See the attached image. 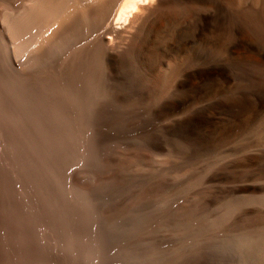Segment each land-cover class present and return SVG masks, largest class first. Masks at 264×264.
Returning <instances> with one entry per match:
<instances>
[{
    "label": "rangeland",
    "instance_id": "obj_1",
    "mask_svg": "<svg viewBox=\"0 0 264 264\" xmlns=\"http://www.w3.org/2000/svg\"><path fill=\"white\" fill-rule=\"evenodd\" d=\"M189 28L191 30L194 29V31L196 30L195 26H193L192 29L191 25H187L186 29L189 30ZM205 35L200 34V36L198 35L194 38L195 40L190 39L181 47L174 49V51L171 52V55L167 57L172 63L178 61V63H185L186 65L184 67H180L176 73L179 74L180 72H183V75L180 77L178 82L183 80L186 72H192L198 67L205 68L206 65L210 63L211 58L215 59L214 66H220L224 63V56H217L215 53L210 52L207 47V35ZM20 59L21 58H18L17 60L20 61ZM27 68L29 69L30 67L22 66V68H20L21 71L24 72L22 73L24 78L28 74L27 73L25 75V72L33 71V69L26 70ZM103 73V75L100 74V79L102 80L100 83L101 86H98V90L92 91L83 89L76 94L77 97L74 95L77 100L72 99L73 101L71 98H67V94L63 93L62 89L51 91L45 87H33L28 84L24 78L18 79V77H16V79L9 78V80L2 77L5 82L0 81V86H3L2 88L0 87V121L2 120L0 122V132H2L0 133V264L250 263L251 257L248 255H251V252L246 248L249 246L251 241L246 240L248 243L244 241L237 249L236 246L239 243H237L239 240L238 238L242 235L252 236L255 233L256 228L251 223V213L254 207L258 205L254 198L257 195L252 190L253 179L252 176H249L248 170L246 171V169H243L242 171H235L230 174V171L228 170L236 169L235 165L240 157L238 155L252 152L253 142L248 143L247 141L249 138L237 137V139L240 138V140L231 146H228L223 140L216 138V136L213 135L209 138L207 143L203 142V144L201 143L199 146L196 145L194 148L180 146V148L174 147V149L173 146L170 147L168 145V141H166L168 139V136H166L167 130L172 123L181 120L182 117L185 118L197 109L212 105L225 98V93L222 92L223 90L221 88L222 83L220 82L217 84V86H215L216 88L214 87V90L207 88L198 92L194 96L179 103V105L175 108L162 112L156 118L152 115L150 116V114H144L140 116L143 122H139L140 120H138L137 115L134 117L133 114H120L121 109L131 110L140 106L141 103L139 99L136 98L135 95H131L123 102L117 103L116 101H113V96L116 92L118 83L115 69H103ZM2 78L0 77V79ZM151 78L152 75L148 73L141 78V81H143L142 83H148ZM14 80L15 82H13ZM233 82H237V79H233ZM107 83L109 87L107 86ZM1 84L6 85L4 86ZM111 85L114 87V90H112L113 87ZM12 88L14 89V92ZM176 89V87H173L167 92V94L164 93V96L156 99L155 101L158 102L156 103L157 107L168 101L173 96ZM97 95H99V97ZM67 99L72 102H68ZM85 99L89 103L84 101ZM27 101L29 102V105ZM78 101H83V103H79ZM150 101H152V98L149 99V102ZM67 103L73 104L70 105ZM78 104L80 105L78 106ZM87 104H89V106ZM30 105L32 108L28 107ZM65 112L67 114H65ZM31 115L33 117H31ZM37 118L38 121L36 120ZM134 118L136 121V124L134 125L135 129H131L128 125ZM77 120L79 121V124L76 123ZM125 123H127V125ZM119 127L120 129H118ZM11 129H13V131ZM122 131L125 132V135ZM39 133H41V135ZM74 133H78L76 134L78 136ZM79 133L83 134L80 136ZM20 134H22V137L18 136ZM166 137L167 139L165 140L164 138ZM77 138L83 142L81 143ZM84 138L86 140H84ZM252 138H250V140ZM74 140L76 141L75 143ZM82 144L83 147L81 146ZM56 145L57 147H55ZM77 145H80V147ZM60 147L64 148L62 149ZM67 147L68 149H65ZM69 148L71 149L69 150ZM136 148H140V151H143L144 154H139L137 157H125L124 155H120L118 153L120 151L124 152L128 150L135 151ZM181 149L183 151H180ZM202 150L204 151L205 156L202 153ZM167 152H169V154L171 152L172 155L175 154L176 156L174 155L172 158V155L167 154ZM229 152L233 153L230 154ZM206 154L210 155L208 156ZM163 155H168L167 157L170 159L166 158V156L163 157ZM215 156L218 158H215ZM135 158L136 160H134ZM213 162H216V165H214ZM212 163L214 167L212 166ZM129 164L133 166H130ZM225 166H227L228 169ZM186 167L188 169H186ZM205 168L209 170L207 171ZM106 170H108V172ZM191 170L193 171L192 173ZM210 170L212 173H210ZM204 172L208 173L205 174ZM75 174L76 177L73 179L72 177L75 176ZM122 175L123 177L125 175V177L123 178ZM201 175L206 177H202ZM122 178L123 180L121 181ZM241 178L242 180H240ZM113 179L117 183L113 182ZM182 180L183 182H181ZM201 180H203V183ZM129 182L132 184L130 185ZM242 182H244V184ZM112 183L114 185H112ZM122 183H124V186L120 185ZM133 184L134 186H132ZM243 185H247V189L238 188ZM130 188L131 190H129ZM209 188L212 189L210 190ZM208 189L213 194H211ZM155 190L158 191L156 192ZM231 190H233V192ZM117 192L118 194L114 197ZM183 193H185L186 197ZM199 194H201V196H199ZM117 195H122L123 197ZM175 195H177L178 198L177 196L175 197ZM202 195H204V197H202ZM155 199L159 202H156ZM228 199L230 200L228 201ZM187 206L190 209H188ZM185 208L188 209V211ZM198 208L200 209L199 211ZM188 214H190V217ZM221 217H223V219ZM161 218L164 220H160ZM203 224H205V226ZM199 225L202 226L200 227ZM237 227L240 228L238 229ZM177 228L184 231H181L180 229L178 230ZM218 230L219 232H217ZM173 231L178 233L175 234ZM195 235L197 236L196 238ZM236 235L239 236L237 237ZM233 237L234 242L232 241ZM215 239L217 241H215ZM220 239H223L222 241L224 242ZM181 241H184L183 244H181ZM204 241L205 243H203ZM227 243H230V245ZM234 244H236V246ZM196 245L199 246L197 247ZM224 245H227V247H224ZM202 249L205 250L203 251ZM234 250L237 252H234ZM219 252L220 254H218ZM216 254H218V256ZM236 255H238L237 257L239 258H237ZM237 259L240 262H238Z\"/></svg>",
    "mask_w": 264,
    "mask_h": 264
},
{
    "label": "bare ground",
    "instance_id": "obj_2",
    "mask_svg": "<svg viewBox=\"0 0 264 264\" xmlns=\"http://www.w3.org/2000/svg\"><path fill=\"white\" fill-rule=\"evenodd\" d=\"M187 25H191L192 29H193V26H195L196 30L194 31V29L191 30L190 28H189V30H187L186 29ZM200 34L201 35L202 34L207 35V47H208V49L210 50L211 53H215V55H217V56H220V55L224 56V60H223L224 63L220 66H216V65L214 66V60L215 59L211 58L210 63H208L205 68L198 67V68H195V70H193L192 72H188V73L186 72L185 76L183 77V80L178 82L180 77L183 75V72H180L179 74H176V73L180 67H184L186 65H185V63H183V64L178 63V61L172 63L169 60V58H167V57L171 55V52L174 51V49L181 47L185 42L189 41L190 39H194L198 35L200 36ZM180 57H181V54H180ZM18 58H21L20 61L17 60ZM22 66L23 67H26V66L30 67L29 69L27 68L26 70L33 69L32 72H25V75L28 73L25 78L22 76V73H24V72H22L20 69V68H22ZM32 66H33V68H32ZM107 68H110V69L112 68V70L115 69L116 78L118 80L116 92L114 93V96H113V101L120 103V102H123L126 98H128V96L135 95L136 98H138L140 103H141L140 106H138L137 108L131 109V110L121 109L120 114L121 115L133 114L134 117L137 115L138 120H140L139 122H143L141 120L140 116H142L144 114H150V116L152 115L153 117L156 118L162 112H165L168 109L175 108L176 106L179 105V103H181V102L187 100L188 98L194 96L198 92H200L204 89H207V88L214 90V87L217 86V84H219L220 82L222 83V86H221V88L223 90L222 92L225 93V98H223V100H220V101H218L212 105L206 106L204 108L197 109V110L193 111L192 113L189 112L190 114L188 116H186L185 118L182 117L181 120H178V121L172 123L167 130L166 136H168V139H167V137L164 139L165 140L167 139L166 141H168V145L170 147L173 146V148L174 147L180 148V146H185L188 148L189 147L194 148L196 145L199 146V144H201V143L203 144V142L207 143L209 141V138H211V136H213V135L216 136V138H220L221 140H223L225 142V144H227L228 146L229 145L231 146L232 144L236 143L238 140H240V138H249V140L247 142L248 143L253 142L252 152L248 153V154L238 155L240 157L238 158V160L236 162V165H235L236 169L235 170H228V171H230L229 174L234 173L235 171H237V172L242 171L243 169L244 170L246 169V171L247 170L249 171V176H252V179H253L252 190L257 195L254 198H255V201L258 203V205H256L254 207V209L252 210V213H251V218H252L251 223L256 228L255 233L252 236H246V235L243 236L242 235L243 233H242L241 234L242 236L240 238H238L239 240L237 239L238 240L237 243L239 242L237 245L238 247L236 246L237 243L234 245L236 246V249H237L240 247V245L244 241L250 240L251 242H250L249 246L247 244L248 247L247 248L245 247V248L251 252V255H248L251 257V260H250V263L248 261H246V262H248L249 264H264V0H0V77L1 78L2 77H4L5 79H9V78L10 79H13V78L16 79V77H18V79L24 78V80L33 87H45L46 89L51 90V91L62 89L63 93L67 94V98H71V100L72 99L77 100V98H75V96L79 91H81L83 89H88V90H92V91L99 89L98 86L100 85L101 80H102V79H100V74L103 75L104 74L103 69H107ZM182 69H184V68H182ZM148 73L152 75L151 80L148 83H142L143 81H141V78ZM103 79H104V77H103ZM233 79H237V82H233ZM0 81H3V78L0 79ZM3 82H5V81H3ZM13 82H15V80ZM1 85H4V84H1ZM16 85H17V83H16ZM105 86H106V84H105ZM107 86H108V83H107ZM0 87L2 88L3 86H0ZM173 87L177 88L175 93L173 94V96L168 101H166L164 104L162 103L161 106L157 107L156 103H158V102L155 100L159 99V97L164 96L163 95L164 93L167 94V92ZM112 90H114V87ZM10 91H11V89H10ZM13 92H14V89H13ZM46 92H47V90H46ZM108 92H109V90H108ZM20 94H21V92H20ZM97 96L99 97V95H97ZM150 98H152V101L149 102ZM0 99H1V97H0ZM81 99H79V100H81ZM99 100H100V98H99ZM72 101L68 100V102H72ZM84 101H86V99ZM153 101H155V102H153ZM81 102L83 103V101H81ZM81 102H79V103H81ZM86 102H88V101H86ZM19 103H21V102H19ZM108 103H109V101H108ZM67 104H70V103H67ZM72 104L73 103H71L70 105H72ZM28 105H29V102H28ZM39 105H40V103H39ZM52 105H54V104H52ZM79 105L80 104H78V106ZM87 105L89 106V104H87ZM18 106H20V105H18ZM26 106H27V104H26ZM81 106H82V104H81ZM23 107H25V106H23ZM28 107H31V105ZM98 108H100V107H98ZM14 109H15V107H14ZM28 109H30V108H28ZM31 110H33V109H31ZM86 110H85V112H86ZM80 111H81V109H80ZM87 111H89V110H87ZM72 113H74V112H72ZM30 114H32V113H30ZM49 114H51V113H49ZM65 114H67V113L65 112ZM20 116H21V114H20ZM63 116H65V115H63ZM76 116H77V114H76ZM31 117H33V116L31 115ZM38 118L36 119L37 121H38ZM57 121H59V120H57ZM39 122H37V123H39ZM82 122H83V120H82ZM128 122H129V120H128ZM76 123L79 124V121L77 120ZM80 123H81V120H80ZM125 124L127 125V123H125ZM135 124H136V121L134 118L133 121L131 123H129L128 127L131 129L132 128L135 129V127H134ZM152 126H153V124H152ZM143 127H148V126H143ZM165 128H166V126H165ZM35 129H37V128H35ZM70 129H71V126H70ZM118 129H120V127ZM139 129H138V131H139ZM0 130H1V128H0ZM11 130L13 131V129H11ZM51 131H53V130H51ZM85 131H87V130H85ZM0 133H2V132H0ZM123 133L125 135V132H123ZM22 134H20L18 136L20 137ZM39 134L41 135V133H39ZM61 134H63V133H61ZM74 134L76 135L78 133H74ZM81 134H83V133H81ZM81 134H80V136H81ZM12 135H14V134H12ZM43 135H45V134H43ZM76 136H78V135H76ZM80 136H79V138H80ZM31 137H33V136H31ZM73 137H74V135H73ZM237 137H240V138L237 139ZM250 138H252V139L250 140ZM39 139H40V137H39ZM77 139H76V141H77ZM159 139H160V137H159ZM78 140H80V139H78ZM84 140H86V139L84 138ZM76 141L74 140V143ZM120 141H121V139H120ZM80 142H81V140H80ZM77 143H79V142H77ZM83 144L81 145L82 147H83ZM62 145H64V144H62ZM239 145H240V142H239ZM55 147H57V145ZM78 147H80V145ZM60 148H62V147H60ZM65 149H68V147ZM70 149L71 148H69V150ZM133 151L134 150L118 152V150H117V152L120 155H124L125 157H133V156L137 157L139 154L143 153V151H140V148L139 149L136 148V150H135L136 152L135 151L133 152ZM180 151H183V150L181 149ZM197 152H198V150H197ZM202 153L204 154L203 150H202ZM232 153H230V154H232ZM167 154H169V152H167ZM170 154H171V152H170ZM174 155H172V158ZM206 155H208V154H206ZM165 156L163 155V157H165ZM167 156H166V158H169ZM204 156H205V154H204ZM179 157H177V158H179ZM193 157H195V156H193ZM216 157L217 156H215V158ZM200 159H202V158H200ZM134 160H136V158ZM166 162H168V161H166ZM185 163H187V162H185ZM213 163H214V165H216V162H213ZM213 163H212V166H213ZM120 164H121V162H120ZM130 166H133V165H130ZM145 166H144V168H145ZM195 166H196V164H195ZM187 167H189V166H187ZM187 167H186V169H188ZM225 167H227V166H225ZM135 169H136V167H135ZM139 169H140V167H139ZM218 169H219V167H218ZM227 169H228V167H227ZM216 170H217V168H216ZM106 171L108 172V170H106ZM228 171H226V172H228ZM192 172L193 171L191 170V173ZM207 173H205V174H207ZM210 173H212V171ZM103 174H104V172H103ZM247 175H248V173H247ZM75 177H76V174L72 178L74 179ZM118 177H119V175H118ZM122 177H123V175H122ZM124 177H125V175H124ZM204 177H206V176H204ZM123 178L121 179V181L123 180ZM198 179H200V178H198ZM183 180H184V178H183ZM183 180L181 182H183ZM187 180H188V178H187ZM203 180H201L202 183H203ZM240 180H242V178ZM81 182H82V180H81ZM113 182H115L114 179H113ZM196 182H197V180H196ZM115 183H117V182H115ZM125 183H127V182H125ZM242 183L244 184V182H242ZM123 184L124 183H122L120 185L122 186ZM129 184L131 185L132 183L129 182ZM197 184H199V183H197ZM249 184H250V182H249ZM107 185H108V183H107ZM112 185H114V184L112 183ZM200 185H198V186H200ZM132 186H134V184ZM182 186H184V185H182ZM191 186H193V185H191ZM231 186H233V185H231ZM135 187H136V185H135ZM201 187H203V186H201ZM238 188L247 189V185H243V186L238 187ZM195 189H196V187H195ZM195 189L193 188L194 191H195ZM231 189H232V187H231ZM240 189H239V191H240ZM107 190H109V189H107ZM129 190H131V188ZM189 191H190V188H189ZM231 191L233 192V190H231ZM107 192H109V191H107ZM118 192L115 193L114 197L116 196V194H118ZM129 192H131V191H129ZM210 193H211V191H210ZM210 193H209V195H210ZM108 194H110V193H108ZM121 194H122V192H121ZM179 194H181V193H179ZM183 194L186 197L185 193H183ZM202 194H205V193H202ZM211 194H213V193H211ZM111 195H112V193H111ZM217 195H218V192H217ZM117 196H122V195H117ZM140 196H141V194H140ZM176 196L177 195H175V197ZM199 196H201V194H199ZM195 197H196V195H195ZM202 197H204V195H202ZM233 197H234V195H233ZM177 198H178V196H177ZM170 199H172V198H170ZM229 200L230 199H228V201ZM240 200H241V198H240ZM251 200H252V198H251ZM129 201H130V199H129ZM155 201H156V199H155ZM194 201H192V202H194ZM201 201H202V199H201ZM196 203H198V202H196ZM165 204H166V202H165ZM116 205H118V204H116ZM167 205L169 206L168 203H167ZM198 205H201V204H198ZM150 206H153V205H150ZM158 207H156V208H158ZM156 208H154V209H156ZM163 208H164V206H163ZM187 208L190 209L188 206H187ZM214 208H215V206H214ZM150 209H151V207H150ZM188 209H186V210L188 211ZM199 210L200 209L198 208V211ZM226 211H227V209H226ZM169 213H171V212H169ZM151 214H153V213H151ZM189 215L190 214H188V216ZM226 215H227V213H226ZM189 217H187V218H189ZM141 218H142V216H141ZM144 218H145V216H144ZM221 218L223 219V217H221ZM160 220H162V218ZM178 221H179V219H178ZM188 225H189V223H188ZM203 225L205 226V224H203ZM217 228H219V227H217ZM183 229H185V228H183ZM251 229H252V227H251ZM173 230H175V229H173ZM181 231H184V230H181ZM220 231H221V228H220ZM249 231H250V229H249ZM173 232H175V231H173ZM217 232H219V230ZM177 233L175 232V234H177ZM234 233H235V231H234ZM200 234H201V232H200ZM209 235H210V233H209ZM196 237L197 236L195 235V238ZM211 237H213V236H211ZM207 238H208V236H207ZM228 240H227V242H228ZM205 241L203 243H205ZM215 241H217V240L215 239ZM225 241H226V239H225ZM232 241L234 242V237H233ZM175 242H177V241H175ZM183 242L181 244H183ZM222 242H224V241H222ZM187 243H190V242H187ZM228 245H230V243ZM200 246H201V244H200ZM222 246H223V244H222ZM222 246H221V248H222ZM225 246L227 247V245H224V247ZM183 247H184V245H183ZM219 247H220V244H219ZM214 248H216V247H214ZM235 251L236 250H234V252ZM212 252H213V250H212ZM218 254H220V252ZM218 254H216V255L218 256ZM240 254H241V251H240ZM243 255H245V254H243ZM208 256H209V254H208ZM237 256L238 255H236V257ZM242 257H244V256H242ZM227 258H228V256H227ZM237 258H239V257H237ZM219 259H220V257H219ZM215 261H216V259H215ZM230 262H232V261H230ZM238 262H240V261L238 260ZM204 263H205V261H204ZM206 263H207V261H206ZM233 264H234V262H233ZM239 264H241V263H239Z\"/></svg>",
    "mask_w": 264,
    "mask_h": 264
}]
</instances>
